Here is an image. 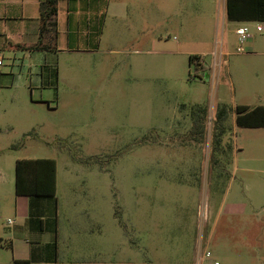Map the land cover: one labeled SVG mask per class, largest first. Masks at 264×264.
I'll return each instance as SVG.
<instances>
[{
  "label": "rangeland",
  "instance_id": "rangeland-1",
  "mask_svg": "<svg viewBox=\"0 0 264 264\" xmlns=\"http://www.w3.org/2000/svg\"><path fill=\"white\" fill-rule=\"evenodd\" d=\"M127 1L141 21L115 26L111 16L98 53L38 56L0 71V264L13 262L9 220L30 211V198L15 193L18 159L57 161L63 214L77 192L92 191L73 208L95 204L102 222L91 233L104 248L128 247L122 264H192L199 248L225 264V217L205 216L231 180L233 196L264 208V128L238 127L235 113L264 105V23L229 21L216 0ZM243 25L252 38L239 53ZM192 55L207 71L190 65ZM219 104L233 110L222 164L213 166ZM197 105L209 109L203 143L189 137Z\"/></svg>",
  "mask_w": 264,
  "mask_h": 264
},
{
  "label": "crops",
  "instance_id": "crops-1",
  "mask_svg": "<svg viewBox=\"0 0 264 264\" xmlns=\"http://www.w3.org/2000/svg\"><path fill=\"white\" fill-rule=\"evenodd\" d=\"M105 1L59 0L57 23L51 26L48 24L41 31V19L48 7V0H0V55L3 57V67L0 66V71L20 60L33 62L38 56H51L50 60L54 63L55 57L62 52L98 53L100 50L88 49L95 46L94 33L98 29ZM207 1L214 6V0ZM226 7V4L222 7L225 14ZM194 8L201 10L198 6L191 5V9ZM111 16L115 26H119L122 19L141 21L134 18L131 3L127 0H110L100 47ZM39 44L43 48H32ZM202 60L204 62L203 58ZM77 193L81 195L77 200L94 199L89 196L92 194L90 189ZM233 194L231 180L223 204L218 210L209 204L205 221L208 222L210 214L215 212L219 218L225 217V264H264V218L260 217L264 208L261 209L262 206L251 196ZM33 200V222L30 221V211L23 221L11 220L13 223H10L9 220V224L14 226L8 232L13 251V262L10 264H122L120 257L132 253L128 247L123 249L114 244L111 248H104L98 236L91 233L93 226L100 228L102 222L97 207L91 201L86 202L89 204L86 211H76L73 206L77 204V200H74L66 205L67 211L63 214L58 197V182L55 199L38 197ZM101 232L100 229L99 233ZM199 252L200 248L196 251L192 264L197 263ZM123 264L170 263L129 260Z\"/></svg>",
  "mask_w": 264,
  "mask_h": 264
},
{
  "label": "trees",
  "instance_id": "trees-1",
  "mask_svg": "<svg viewBox=\"0 0 264 264\" xmlns=\"http://www.w3.org/2000/svg\"><path fill=\"white\" fill-rule=\"evenodd\" d=\"M59 0H48V7L42 15L41 31L48 25L57 23L56 17L59 13ZM109 1L104 2L103 10L99 20V26L94 33L95 46L89 51H98L103 34L105 18ZM226 15L232 22H264V0H227ZM36 48H43L40 44ZM74 50V49H69ZM199 55L190 57V65H195L203 72L207 71V66L201 61ZM233 108L227 104H219L214 112L212 121L211 139V162L213 166L222 164L224 155V136L228 132L227 122ZM192 128L189 137L198 143L205 141L207 133V120L209 109L204 106H194L191 108ZM236 124L240 128H264V105L250 107L248 105H238L235 108ZM58 182V164L52 158L40 159H18L15 165V193L17 196L31 198L30 221H34L33 198L49 197L56 198ZM24 264V263H15Z\"/></svg>",
  "mask_w": 264,
  "mask_h": 264
},
{
  "label": "built area",
  "instance_id": "built-area-1",
  "mask_svg": "<svg viewBox=\"0 0 264 264\" xmlns=\"http://www.w3.org/2000/svg\"><path fill=\"white\" fill-rule=\"evenodd\" d=\"M219 2L220 7H225V4L227 5V0H217ZM264 30V26L258 25L257 31L262 32ZM236 34L239 38L240 47H238V52L243 53L245 52V48L243 47L244 44H246L251 38V30L249 26L243 25L239 27L236 30ZM3 57L0 55V66L2 65ZM10 223H13V221L10 220ZM196 264H220L217 260H213V254L206 250L205 252L201 251L199 252V258Z\"/></svg>",
  "mask_w": 264,
  "mask_h": 264
}]
</instances>
